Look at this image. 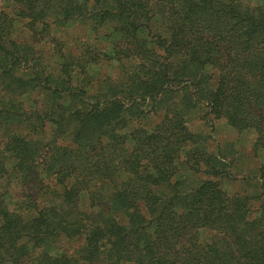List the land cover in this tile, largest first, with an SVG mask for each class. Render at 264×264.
Returning <instances> with one entry per match:
<instances>
[{
	"label": "trees",
	"instance_id": "obj_1",
	"mask_svg": "<svg viewBox=\"0 0 264 264\" xmlns=\"http://www.w3.org/2000/svg\"><path fill=\"white\" fill-rule=\"evenodd\" d=\"M192 112L264 157V0H0V264H264Z\"/></svg>",
	"mask_w": 264,
	"mask_h": 264
},
{
	"label": "rangeland",
	"instance_id": "obj_2",
	"mask_svg": "<svg viewBox=\"0 0 264 264\" xmlns=\"http://www.w3.org/2000/svg\"><path fill=\"white\" fill-rule=\"evenodd\" d=\"M70 27L67 38L75 36L82 39L85 38L87 33L85 28L81 30L80 26H76V22ZM18 29L19 27H17ZM141 32L143 35L145 34L144 30H141ZM82 39L80 41H83ZM99 39L100 43L105 46V51H110L114 36H102ZM88 67H90L89 71L92 74H95L98 69V66L93 64H89ZM187 125L188 129L196 133L198 137L196 146L217 156L216 162L212 161L207 164L201 162V168L215 166V168H223L224 173L227 174L228 177L221 180V187L224 192L229 195H252L260 191L257 170L263 162L264 157L262 150L255 151L253 149L256 139V132L253 129L238 131L231 127L224 119H215L209 114H203V112L199 114L192 112ZM186 146V148H190L194 145L190 143ZM181 158H184L183 155H181ZM184 166L183 163L180 164L181 168H185ZM255 205L254 201L249 202L251 210L256 209ZM61 245L63 249L72 252L79 246V241H65ZM45 250L54 252L56 248L48 245L45 247Z\"/></svg>",
	"mask_w": 264,
	"mask_h": 264
}]
</instances>
